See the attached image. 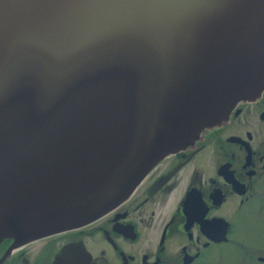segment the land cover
<instances>
[{"label":"water","instance_id":"water-1","mask_svg":"<svg viewBox=\"0 0 264 264\" xmlns=\"http://www.w3.org/2000/svg\"><path fill=\"white\" fill-rule=\"evenodd\" d=\"M263 89L264 0H0V241L96 220Z\"/></svg>","mask_w":264,"mask_h":264},{"label":"flooded vegetation","instance_id":"flooded-vegetation-1","mask_svg":"<svg viewBox=\"0 0 264 264\" xmlns=\"http://www.w3.org/2000/svg\"><path fill=\"white\" fill-rule=\"evenodd\" d=\"M199 135L89 224L25 242L3 238L0 264H56L69 244L85 249L88 264H218L225 245L252 263L264 248L244 246L235 232L264 204V89Z\"/></svg>","mask_w":264,"mask_h":264},{"label":"rangeland","instance_id":"rangeland-1","mask_svg":"<svg viewBox=\"0 0 264 264\" xmlns=\"http://www.w3.org/2000/svg\"><path fill=\"white\" fill-rule=\"evenodd\" d=\"M235 235L243 242L244 246L247 245L253 248L262 246L264 248V204L253 206L251 213L239 223ZM256 254H264V249L255 250L254 260L250 263L245 256L242 257L231 245H225L222 247L221 259L218 264H264V262L255 259Z\"/></svg>","mask_w":264,"mask_h":264}]
</instances>
